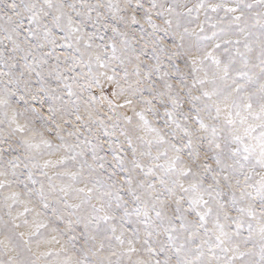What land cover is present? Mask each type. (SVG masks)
<instances>
[{"label": "snow or ice", "instance_id": "obj_1", "mask_svg": "<svg viewBox=\"0 0 264 264\" xmlns=\"http://www.w3.org/2000/svg\"><path fill=\"white\" fill-rule=\"evenodd\" d=\"M0 264H264V0H0Z\"/></svg>", "mask_w": 264, "mask_h": 264}]
</instances>
